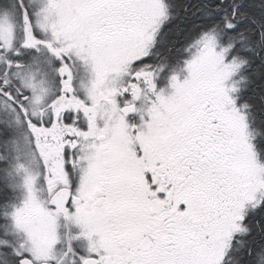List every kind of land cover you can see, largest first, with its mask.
Masks as SVG:
<instances>
[{
	"label": "snow or ice",
	"instance_id": "1",
	"mask_svg": "<svg viewBox=\"0 0 264 264\" xmlns=\"http://www.w3.org/2000/svg\"><path fill=\"white\" fill-rule=\"evenodd\" d=\"M0 264H264V0H0Z\"/></svg>",
	"mask_w": 264,
	"mask_h": 264
},
{
	"label": "trees",
	"instance_id": "2",
	"mask_svg": "<svg viewBox=\"0 0 264 264\" xmlns=\"http://www.w3.org/2000/svg\"><path fill=\"white\" fill-rule=\"evenodd\" d=\"M176 38H177V36L175 34V29L173 28L169 37H167V39L172 40V39H176Z\"/></svg>",
	"mask_w": 264,
	"mask_h": 264
}]
</instances>
